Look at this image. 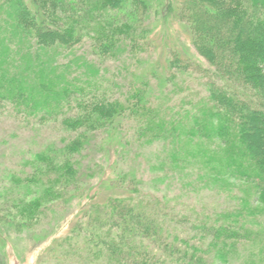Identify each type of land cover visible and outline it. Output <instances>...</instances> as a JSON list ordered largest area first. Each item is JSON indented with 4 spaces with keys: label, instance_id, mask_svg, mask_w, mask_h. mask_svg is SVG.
<instances>
[{
    "label": "trees",
    "instance_id": "1",
    "mask_svg": "<svg viewBox=\"0 0 264 264\" xmlns=\"http://www.w3.org/2000/svg\"><path fill=\"white\" fill-rule=\"evenodd\" d=\"M154 5L166 3L0 0V107L7 103L27 116L58 119L73 133L30 161L32 175L24 179L33 197L22 201L18 212L26 221L0 214V224L29 225L41 208L75 194L82 188L75 154L98 132L110 134L119 120L134 118L142 142H160L161 153L153 152L155 160L148 163L163 172L154 183L181 182L172 174L193 172L187 186L214 193L225 204L206 214L188 213L195 216L189 221L174 207L172 213L181 218H172L159 198L146 199L136 187L132 195L113 192L104 201L94 200L98 195L87 188L77 193L89 205L65 238V252L85 251L93 258L88 264H264V0H181L175 14L209 70L204 69L206 94L196 101L195 112L170 119L153 102L146 74L143 88H130L124 101L106 99L98 92L99 69L75 55L84 41L100 59L120 60L127 47L133 56L145 51ZM66 56L70 59L62 62ZM177 56L167 64L184 73L189 63ZM72 65L85 66V78L74 75ZM159 77V86H165ZM111 151L112 143L106 152ZM129 168L120 179L130 178L134 187L140 179ZM84 175L88 181L93 173ZM183 219L191 223V233H178Z\"/></svg>",
    "mask_w": 264,
    "mask_h": 264
},
{
    "label": "rangeland",
    "instance_id": "2",
    "mask_svg": "<svg viewBox=\"0 0 264 264\" xmlns=\"http://www.w3.org/2000/svg\"><path fill=\"white\" fill-rule=\"evenodd\" d=\"M162 1L166 3L164 8L161 5H154L151 8L147 22L152 32L145 44V51H138L137 56H133L131 48L127 47L125 57H120V60L100 59L93 54L88 41L81 44L75 55L85 57L88 62H94L99 69L98 92L106 99L117 98L124 101L130 88H143L141 80L146 74L153 102L159 103L160 112L166 119H170L195 112L196 101L206 94L204 83L208 77L204 69L209 70V67L204 60L196 56L190 44L188 28L175 14L181 0ZM154 7H157L158 14L155 13ZM175 55L189 63L184 73L178 72L174 66H168L167 62L173 60ZM60 59L62 62H68L70 58L66 56ZM71 71L83 78L85 66L72 65ZM159 76L165 78V86H159ZM3 105L0 107V214L24 222L25 218L19 216L22 201L33 197L29 188L27 189L29 182L24 179L26 175H32L33 167L30 161L49 144L61 146L63 144L61 139L73 133L64 131L58 119L41 118V113L34 117L27 116L25 113L16 112L7 103ZM117 123L118 125L109 131L110 134L98 132L90 145H86L81 153L75 154L74 157L80 163L78 175L81 189L74 190L75 194L68 196V199L60 197L57 198L56 204H47L45 208H41L42 212L29 225L19 227V224H13L8 227L0 224V264L93 262V258L88 257L85 251L65 252L69 241L65 238L70 234L72 227L79 226L84 220V217H81L84 214L82 211L89 205L86 203L88 199L84 198L86 196L79 197L77 193L81 191L85 193L87 188L91 189L90 194L98 195L94 200L104 201L107 199L106 196L113 192L121 196L132 195L136 187L137 193L144 195L146 199L159 198L160 208L171 211L170 215L172 214V218L175 219L178 213L206 214L213 210V207L225 204L222 198L214 193L191 190L186 181L189 176V179L194 178L193 172H186L181 176L173 173V177L183 178L181 182L171 179L167 184L154 183L152 178L155 175L162 176L163 172L160 169L152 171L148 163L151 159L155 160L153 152L158 151L160 142L153 144L142 142V138L138 137V122L134 118H124ZM111 143L115 151H111L109 155L106 150ZM159 153L161 151L157 152ZM129 167L135 169V178L140 179L134 187L130 185L132 184L130 178L120 179L121 175L126 177L125 171L131 169ZM89 169L93 175L85 181L84 173ZM10 175L13 178H10ZM124 185L127 188H124ZM173 207L178 213L175 211L172 213ZM194 215L188 220L192 221L190 219H194ZM183 222L184 219L179 224L173 222L174 225L178 224V233L181 235L191 233V223ZM183 226L184 229L180 228ZM242 258L240 256V259ZM101 261L105 262L103 259Z\"/></svg>",
    "mask_w": 264,
    "mask_h": 264
}]
</instances>
